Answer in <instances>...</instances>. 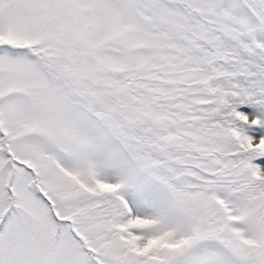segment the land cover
Listing matches in <instances>:
<instances>
[{"label": "snow or ice", "instance_id": "6c2138e0", "mask_svg": "<svg viewBox=\"0 0 264 264\" xmlns=\"http://www.w3.org/2000/svg\"><path fill=\"white\" fill-rule=\"evenodd\" d=\"M0 264H264V0H0Z\"/></svg>", "mask_w": 264, "mask_h": 264}]
</instances>
